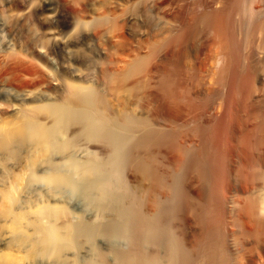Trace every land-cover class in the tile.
I'll use <instances>...</instances> for the list:
<instances>
[{"label": "bare ground", "instance_id": "6f19581e", "mask_svg": "<svg viewBox=\"0 0 264 264\" xmlns=\"http://www.w3.org/2000/svg\"><path fill=\"white\" fill-rule=\"evenodd\" d=\"M246 1L248 4L246 3ZM261 1L264 4V0H261ZM255 2H257V0H255ZM245 3H246V6L247 5L250 6V3L248 2V0H0V9H1L0 12L2 11V13H3L6 11H11V13H12V11L13 12L16 11L17 13L18 12L20 13V14L18 13L19 14L18 16H16V14H15L16 12L14 13V15L16 17H18L16 19L17 20L16 24L19 23L22 26L23 24L29 25L31 22L32 25L35 24L38 28H40L42 30L47 29V31L45 32L44 35L47 37L48 41L45 40V42H43V41L46 38L43 39L42 36H40V37L43 40H38V38H37L38 36L35 37L36 38V39H34L35 41L32 40V38H31V40H29L30 37H32V36H28L29 33L25 34L27 32V31L25 32V30L28 28L27 25H26L27 28L24 27V25L22 26V28H26L24 30V32L21 31V29H19L21 32H23L25 35H27V37H24L27 46L25 45V43H24V45L28 49H33V47H35L36 44L40 43L41 46L46 48V52H48L50 54L56 53L54 55L58 56L60 59H62L66 55L69 56V57H66V59L68 58L67 60L62 61V62H64V64L62 63V65H64L65 70L67 71V74L69 73V75H70L69 79L71 82L69 83L67 77L66 78H67L68 82L65 81V82H67L70 89H71V87L74 88V85H76V86L79 85L81 87L85 84L88 85L89 80L93 79L92 75L94 73L93 72H92L93 74L91 73V66L95 68V66H97V64H96L97 62H96V60L91 61L92 57H90V55L92 53L89 52L90 55H88L89 53L85 51L86 49L84 47H85V45L88 44V42H89V44L90 43L92 44V42L97 43L96 45L101 47L102 52H101V49H98L99 47H94V48L98 49V51L96 50L97 51L96 53H98L100 50L99 54L102 53L103 55H106V57L104 56L105 58L104 57L103 58L105 60L106 59L108 60L107 61L108 64L105 62L108 65V66H106V68L107 67L108 68L105 69L108 71L107 75H105L106 73L102 74L103 71H101L102 72L101 74L98 72V74H100L99 78L101 77L102 79L96 80V78H97V74H96V76H94L95 77L94 80L96 81V83L98 81L100 82V80H101L102 84L104 83L103 84L104 86H105V84L108 85V91L113 96L111 94H109L107 96H103L106 94L105 93V90L107 89L106 86H105L106 89L104 90L103 95L99 94V91L95 92V90L93 92H91V91L88 92L89 91L88 89H87L88 91L86 90V92H87L86 94L85 93L82 94L83 92H81V90H79V88L75 89L76 91L74 89H71V90L69 89L70 90L69 91V90L65 89L67 87L66 86L67 84L65 85L66 87H64L62 84L65 82L62 81V83H60L61 79H57V81H55V80H53V78L52 79L48 78V76L45 75V71L42 69V67L39 64H37L35 62L33 57H29V56L24 55V54H18V55L13 54L14 56H11L12 54L8 55L10 52H6V53H8L6 55L3 54V52L2 53L0 52V82L1 83H2V81H3V83H7L10 87L16 88V90L18 89L27 97L32 96V93L34 94V91L36 89H38V90L39 89H46V90L51 91L55 95V97L53 94H51V93H49V94H51V96L53 95L54 100H57V102H56L57 104L54 103L53 106H51L49 109H47L50 112V115H48V117L42 116V115H44V112H45V111L44 112L42 111L43 108L39 109V111L37 110L38 112L36 111V109H34L36 112L30 113L28 111L29 114L27 113L28 114L27 116L23 114L25 116L24 117L25 123L23 124V122L21 120L23 125L20 126L21 124H18L20 129L19 128L16 129L17 128L16 127L14 130L12 128L13 131H7L8 132L7 134L5 133L6 131L4 130V128L2 129V131L4 134H6L5 135L6 141H8V145H10V146L12 145L11 143H13L12 140L15 141L16 137L14 136V134H17V132H19L20 134L24 133L22 135V136H25L24 138L28 137V138L34 139L35 142L34 141L33 142L35 143V145H33V146H35V147H33V148L36 150L32 149V150H34V152L31 150L29 152H31V153L33 152L35 154V151H37V153L39 155L41 154L40 156H42V155L45 156L49 152V150L53 151L54 149H57L59 147V146H57V148H55L56 144L54 142H56V143L58 142V141H56V139H58L56 137L59 136V135L57 136V134L58 133L63 134V131H61V129L65 130L66 128L63 129L64 127H67L66 130H68V131L70 129H72V136H71L72 138L71 139H73L74 135H76L78 133L77 131H79L80 133H82L84 135L83 138H86L87 140L86 139L85 140L88 143H90V144H86L85 146H83L85 149H88L93 144L95 146L97 143V145L99 144V146H97V148H100L99 150L101 151L102 150L101 144L102 143L104 144V142H106L104 145L108 144L107 146L110 150L109 152H111L113 158L108 157V155H109L107 153L108 149L106 148L107 152H105V153L107 154V157L109 159H105L102 162L109 160L110 162L107 161L108 163L104 162L103 164L106 166L109 164L108 167L110 166L111 170L106 169L107 168L106 166L104 168H101L103 166L102 163L100 165L99 162L96 160L95 161L98 162V164L101 167L98 164L97 165L95 164L94 166H92L93 164H91V162H89V163L87 162L86 164L81 163V165H78L79 166L78 168H77V164H76V166H74V168H75V170L77 169V171L79 170L78 176H80V179L83 182H84L85 177H87V176H89L88 178H90V181H91V176H92V178L94 177V181L92 180L91 182H87V180L85 179V181H86L85 183H91L92 184L94 182V185L90 184V186H88V184L87 185L83 184L84 185L83 186L82 182H80V181L78 182V183H81V185L83 187L87 186L84 189L87 192L86 193L87 197H85V198H87L86 200H90V199L92 200L94 198L93 199L94 202L98 203L96 205H99L100 200L101 201L105 200L104 202H106V199H107L108 202H106V203L107 204L111 203L112 206L110 207V205H108L109 206L108 207L106 205V208H109V210H111L113 212L115 211V209L112 210V208L113 207L119 208V206H121L120 204H122V206H123V207L121 206V208H124V206H125L124 204L127 203L126 201H128V197H129V196L128 197L124 196L122 198L121 196L116 195V197L119 196V198L121 197L122 199H118V198L114 197V199L116 198L115 201L118 199L116 201L117 203L120 200H121V202L119 203V206H117V205H115L116 207L113 206L114 205L113 203H115V201L112 198L116 194V192L118 191V189H117L118 186L116 184L118 182H120V178L122 176L124 178L123 174L126 173V172H124L122 174V176L119 174L120 172L115 173V172H118V170H120V169L122 170L121 167H120V169L118 168L117 171L115 169L117 167H119L124 162L123 161L120 164L118 162L119 161L118 157L120 158V156H122L123 154H126L123 157H124V159H128L127 163L128 162L136 163V160H138L136 153H138V154L140 153L139 155L143 154V153H141L143 151L138 152V150L140 151V148H142V147H145L146 150L148 149L147 151H149V153L146 152V154L147 155L149 154L148 158H151L150 162H153V164L151 163V165H149L148 162L146 163V161H149V160L145 161L144 157H146V156H143L144 161L142 159H140V160H138V162L140 164L145 162V164H142V165H144V167L143 166H141V167H143L142 171H144V175H146V176L144 177L143 173L141 175L142 171H141V167H139L140 165L138 166L139 168L137 169V170H139V169L140 170L136 172V173L140 172V174L139 173L138 174H139V176L140 175L142 176L141 177L142 180L141 181L139 180L140 184L141 183L142 184L147 183V182L149 183V184H145L148 188H146V189L143 188L144 189L143 192L148 193L147 194L148 195L147 196L148 202L145 201V199H144L146 197V194H145V197L143 195L144 198L142 197V193L141 194L137 193V194L141 195L140 199H144V200H142V201H144L142 203H145V204H143L144 207H145L146 203H148V205L146 207V208H148L147 209L148 211H146V209H144L146 212L143 210L145 213H143V211H141V213H143V214H146V213L150 214L151 213L152 215H150V216H153V213H154V216L152 218H150L149 214H146V215H144L145 216L144 217L143 214H141L139 212L140 208L141 207L143 208L142 203L140 205L141 206L140 208L138 206L140 203H137V205H135L136 203L134 204V202H132L134 200L133 199L131 200V198L133 197L132 192H130V191L127 192V190H126V189H128V190H131V189H129V187L127 188V185H125L126 186L125 188H124V185H122V188L125 189L124 192L131 193V195H132V196L130 195L131 198H129L131 200L132 204L130 201H129L130 203H127V204L128 205L131 204L130 206H133L134 209L136 207H138L139 209L136 208V211H135V210H133V208L129 209V207L127 208V206H125L126 207L125 210L119 208L121 211L118 214L116 213V211L114 212L115 216H118V218H119V220L116 219L117 217L114 218V220L116 219V222L118 223V227H119V229L116 228V230H118L117 231L118 234L116 233L118 235V237L120 236L119 231L122 233L121 234L122 237L125 233H126V235H127V233L128 234L130 233L129 235H131L130 236L131 239H129L130 237L128 238V236L123 237L124 239H125V237H127L129 239V241H128L126 238V240L128 242H130V240H131V246L130 247L128 246L129 252L128 253L126 252L127 254L126 253L124 254V251H120V253L123 252V254L120 256L121 263H119V261H117L119 264H164V262H166V261L163 262V260H162V258L165 257L166 251H170V250H167L168 247L166 246V243L168 244L170 239L173 240L175 237L172 238V237L168 236L170 239L166 241L167 235L165 234V231L170 230V232H168V234H169L174 230L170 229V225H168V229L165 230L164 223H166V221L168 219L166 220L164 218L169 216V215H172L173 212L170 213L169 210L165 209V208L168 209L171 205L168 207L165 206V208L163 207L160 211L159 209H160V207H162L161 203H163L166 199L164 198L165 200H160L159 198H161V199L163 197L168 198L169 197L168 193L170 192L169 191L170 188L174 189L173 187H175L174 183H171L173 186L169 187V185H170L169 182L172 181V179L170 180L171 177L168 178L170 175L174 176L173 178H175V179L180 177V179H177V181L179 180L181 182V184L179 183L180 189L178 187H175L178 189L173 190L172 191L173 194L170 192L171 193L170 195L172 196V197L170 196V199H173V196L176 195L174 191L177 190L176 191V192H178L177 195L179 194V197L181 198V202H180L181 204L178 205V207L181 208L182 206H184V211L182 210V212H183V214H182L183 221L182 222L184 224L182 222H176L175 223V224L181 223L180 224L181 226L183 224V227H181L183 229H181L180 226L177 225L179 227V229L181 230V233H182L181 236H183V237H181L182 241L180 243L179 241L175 242V240H174V245H176L175 243L179 242V244L178 243L177 244L180 246L179 249L182 250L183 249L182 246L186 245V243H187L189 248L187 246V248L184 252L188 251L189 253L187 252L185 254L183 252V250H182V252L185 254V256L188 255V257L186 256L188 261H191L194 259L193 261L195 264L196 263L195 261H197V259H200L198 257L197 252H196V249H197L196 246H198V243H200L199 245H201L200 236L202 234V232L199 233L196 230H200L201 228L199 229L198 226H203L204 224H206V222H208V220L210 218H212V216L214 217V215L210 214V212L208 213L210 215L206 214L207 216L201 213V216L204 215L203 218H205V216L210 217L212 215L210 218H207L208 220L206 222L204 221L205 220L204 219L203 220L204 224L202 225V223H203L202 219L203 218L200 217V215H199L200 211L198 213L197 209L200 208L201 206H203L202 204H203L205 195L207 196V194H208V193L207 194L205 193L206 192L205 188L208 187L207 189L211 190L210 191L211 192L210 193L211 198H212V194H213L212 190L214 191V194H216V198H217V196L219 198L220 193H223L220 190L222 188L224 189V187H226V186L228 187V183L230 182L229 181L230 180L229 179V175H230L229 171L231 170L232 167H233V169L235 168L234 167V163H235L234 159H237V163L235 164V166L237 164L239 166V171L237 170V172H238L237 174L240 177L239 179L241 181L240 182L241 184H239V186L241 185V188H239V189H242L243 192L246 193L247 192L246 190H249V188L252 190H255L256 188H258L259 190L257 189L253 192L259 191V193H261V194H258V193L256 194V196L259 195V196H257L258 198H255V194H253L255 200L258 199V200H256V202L258 203L257 204L258 206H255L257 208V210L254 209L255 207L254 208L252 207L253 205L252 206L250 205L251 206L250 208H246V206L249 205V203L246 204L242 200L246 204V206L241 205L242 208L244 207V209L242 210V214H241V217H243L241 219L244 220V222L242 224H244L247 227V230L245 229V231L251 232V233L249 232V234L247 233L248 236L249 235L251 236L254 233L253 234L254 236L252 235V237L254 239L251 238L250 236H249L250 237L249 239H252V241L253 240L254 241L259 240V243L262 242V239H264V238H262V237H264V221H261V220H264V72H263L264 66L261 67V65H264L262 63L263 62L262 59L264 56L263 57L261 56L260 59L261 58L262 59L259 60V57L257 56L258 57L257 58L255 55V51L259 52L260 51L259 49L263 50V51H260L259 53L261 54V52H263L261 55H264V49H263L264 45H262L263 48L256 47V46H258V44L262 43L261 41H264V16L260 15V12H259V11L264 9V6L262 4L263 8H261V10H257L258 13L254 9L256 5H253L250 7L248 6L249 9L255 10V12L257 13V16L259 14V16H262V17H261V20L258 21L259 23L257 22L258 23L257 26H256L257 23L254 24L256 26V27H254L255 29L253 28L254 30L252 29V26L249 27V28H251V31L253 30L254 33L251 34V32L249 31V33L247 34L246 32H248V29H249L248 25H246L247 27L246 26L244 27V24H243L244 23L243 21L248 22V18H247V20H245L244 18H246V17H244L245 15L243 16V14H244L243 11L245 12L247 10V8L246 9L243 8L245 6ZM258 3H260V1ZM257 6L260 7V5H258V4H257ZM242 9H244V10L242 11ZM249 9H248V14L246 15L248 17H250L249 14L255 13V12H253V10H252V13H249V11H250ZM257 9H260V8H257ZM246 13H247V11H246ZM96 14L98 15V18H97V20L95 19V23L93 24V22H92L93 20H91L92 23H89L90 19L93 15H94V18L97 17ZM10 16H11V14H10ZM257 16H255V18ZM251 17H252V15H251ZM8 18H10V17H8ZM86 18H90L89 21H87ZM252 18H254V16ZM13 19H14V17H13ZM257 19H260V18L257 17L256 19H252L253 21H251V22L249 21V22L253 23L254 20H257ZM26 22H28L29 24ZM250 23H247V24H250ZM10 24H11V22H10ZM89 24H91V25H89ZM92 24H93V26H92ZM245 24H246V22H245ZM88 25L90 26V29H89V27L88 28L86 27ZM17 28H19V27H16V30H17ZM59 28H61V29H59ZM68 28H70V29L72 28L73 30L71 31V33L69 34V36L67 38H64L63 35L68 33L67 32ZM245 28H247L246 31H245ZM32 29H33V27L31 28V30ZM33 30L35 31V28ZM246 34H247V36H246ZM245 36L247 37V39L245 38ZM259 37H261V38H259ZM248 38H249V40H248ZM254 39L258 43L255 42ZM246 42H247V44H246ZM95 43H93V44H95ZM93 44L91 45L92 47H93ZM90 45H88V47ZM36 46H37L36 48H38V45H36ZM257 48H258V50H257ZM36 50H35V52L38 51V50L37 51ZM30 51H32V50H30ZM32 54L34 55V52H32ZM94 54H95V51H94ZM44 55H45V53H44ZM94 57H93V60H94ZM100 57H101V55H100ZM42 58H43V56H42ZM57 60H58V58H57ZM65 61H67V63H65ZM94 62H95V64H94ZM92 64H94V66ZM84 66H86L85 68L90 66V67H88L89 68L88 73L89 72L91 73L89 75H91L90 77H92V78L88 79L89 75H86L83 73V71H82L83 68H81V67H84ZM98 67H100V66H98ZM85 68H84V72L86 71ZM260 68H263V69L260 70ZM98 69H100V68H97V71H99ZM93 70L95 73L97 72L96 68ZM64 75L67 76L65 73H64ZM103 77H105V79ZM106 77H107V79H106ZM106 80H109L110 82L108 81L107 82L108 84H107L106 82H104ZM93 83H94V81H93ZM100 87H101V85H100ZM97 88H99V87H97ZM98 90H101L100 92H103L102 89H98ZM49 91H47V92H49ZM44 92H46V91H44ZM108 96H112L114 98L115 103H112L114 101L110 100L111 102H109L108 100H106L107 98L109 99ZM36 106L39 107V104L38 105L36 104ZM49 106H50V104H49ZM133 106H134V108L137 107L138 110H140L141 116H139V115H138L139 117L136 116L138 118L132 116V114H131V117L129 116V114L126 115V113L129 112V111L126 112L127 108L129 107V109H130V107H132V109H131V111H132V110H134ZM42 107H44V106H42ZM119 109L120 110L122 109V111L124 109H126L124 111L125 113L123 114V116L126 115V116H128V118H125V117L122 118V115H121V112H119ZM22 112L23 111H21V113ZM41 112H43L42 115H41ZM118 112L120 113L121 120L118 118L117 119L118 121H115V120L112 121L113 117L111 115L115 116ZM24 113H25V111H24ZM136 115H137V113H136ZM49 117L52 118L51 119V121H52L51 125L48 124L50 122V121H48ZM129 117L131 119H129ZM132 117H134V118H132ZM24 118H22V119H24ZM143 118L144 119L148 118L150 120V123L152 122V120L156 121V122L158 121L161 123L160 124L161 126H159L157 129H154L153 128L155 126L154 125V126H152L154 131H150L151 129L149 130V128H151L150 126L152 124L150 125L148 123L149 122L148 119H147V121H148L147 122ZM138 120H140L141 122ZM43 121H45V122H43ZM46 121H48V122H46ZM143 121L145 123L147 122L149 127L146 124V125H144V127L142 129V125L144 124V123H142ZM7 123H10V122H7ZM16 125H17V123H16ZM13 126L14 125L12 123V127ZM8 127H9V125H8ZM145 127H147V129ZM140 128L142 130H140ZM66 130H65L66 133L64 132L65 134H67V132H68ZM58 131H61V132H58ZM102 131L105 132V134L102 133ZM28 133L31 136L30 135L26 136ZM18 134H17V137H18ZM3 135H2V137L4 138L5 136H3ZM19 136L21 137V135H19ZM62 136H64V135H61L59 137H62ZM69 136H67V137L69 138ZM78 136L80 137L79 134L77 135V137ZM13 137L15 139H13ZM78 138H74L72 140L73 142L70 140V142L68 143L69 144L68 146L66 144L64 146L59 147L61 154L62 155L66 154L67 150L69 151V149L71 148L72 145H76L74 147L72 146L73 148H71V149H73V150L80 151L81 149H83V148H81L82 146L81 147L79 146L80 148H78V145L75 143V140H77ZM83 138L81 137V140ZM66 139H65V141H66ZM79 140L77 141V143L79 142ZM19 141H20V138H19ZM21 141H23V144L25 145L24 141H27V138L25 140H22V138H21ZM28 141H29V139H28ZM0 142H3L2 146H6V143L4 145V142H5L4 140L3 141L1 140ZM20 142H18V143L20 144ZM31 142H30V144H31ZM91 142H92V145H91ZM0 144H2V143H0ZM61 144H59V145H61ZM14 145H13V147H14ZM28 145H29V142H28ZM10 146H7V147H10ZM6 148L5 147L2 148L4 152H5ZM18 148H20V147H16L17 150H18ZM94 148H96V147H94ZM21 149H24V147ZM71 149H70V151H71ZM12 150L13 149H11V152L13 155ZM17 150H15V151H17ZM73 150H72V152H73ZM142 150H145V149H142ZM85 151H88V150H85ZM1 152H0V155H1ZM7 152L9 153V151H7ZM22 152H24V151L22 150ZM29 152H27V153H29ZM102 152H104V151H101V153ZM80 153H82V151ZM88 153H90V152H88ZM105 153H103V154H105ZM58 154H59V152H58ZM6 155L4 153V156H6ZM14 155H15V153H14ZM70 155H72V153ZM157 155L161 156L162 161L165 160L164 163L165 162L168 163V166L171 165V167H172L175 164V166L172 167L173 170H176V169H174L176 167V165L179 166L181 164L180 166L183 169V173L179 174L180 172H182V171L179 172V170H182L180 166H179V170L178 169H177L178 171L176 170L177 173L179 172L178 174L180 176L172 173L175 171H173L170 167L169 168L172 170V171H170V173H168L169 170L165 171V168H163L164 163L161 164L162 163L161 157H160V161H157L158 160L156 157ZM29 156L31 157V154ZM35 156L33 158H35ZM109 156H111V155H109ZM125 156L127 158H125ZM37 157H39V156L37 155ZM138 158H139V156H138ZM148 158L146 157V159H148ZM10 159H12V158H10ZM103 159H104V157H103ZM0 160H2V159H0ZM8 160H9V158H8ZM6 161L7 160H5V162ZM95 161H93V162L95 163ZM140 161H143V162H140ZM26 162H28V161H26ZM47 163H49V162H47ZM124 163L125 164H122L123 166L127 165L126 162H124ZM35 164H36L35 166H37V164L39 165L40 163H35ZM82 164H84V165H82ZM138 164H134L133 168ZM6 165L9 166L8 163ZM128 165H129V163H128ZM128 165L126 166V168H128ZM132 165L133 164H131L130 167ZM35 166L32 165V167H35ZM152 166L154 168H152ZM168 166L165 164V167H167V169H168ZM255 166H256V168L259 167V169H262L261 170L262 172L259 169H258V171H260V172L259 173L256 172L257 169H255ZM49 167H51V165ZM99 167L103 170L106 169L107 172H106V170H105V172L102 170L103 173L98 172L100 174L102 173V175H100V177L98 178L95 174L97 173V171L100 170ZM135 168L133 170H136ZM113 169L115 172L113 171ZM123 169H124V167H123ZM251 169H253V171H251ZM7 170H8V168H7ZM108 170L112 171L113 176H114V173L116 175L118 174L120 176V178L118 179L119 181L116 180V182L118 181L117 183H115V181L113 182V183H115L114 185L117 186L116 187L117 191L115 190V187L112 184H110V186L112 185V187H114L113 189L115 191H113L112 188H111L112 191L110 188H109L110 190L109 189L106 190V188L108 187L107 186L108 183L113 180L112 179L113 176L111 175L112 173L110 175L107 174L109 172ZM130 170H131V168H130ZM43 172L44 171H42V173ZM71 172H73V171H71ZM37 173L38 172H36V174ZM46 173H48V172L46 171ZM53 173H52V176H48V178H46L53 186L55 184L56 185L63 184L69 180L67 177H63L61 175H60L61 176L60 177L59 175H56V174L53 175ZM171 173L174 175H172ZM129 174H130V172H129ZM93 175H95L96 178ZM131 175H133V174H131ZM175 175H177V177H175ZM35 176L36 175H34L33 177H35ZM5 177L7 178V176H5ZM8 177H10V176H8ZM42 177H44V175ZM125 177H126V175H125ZM0 178H2V177H0ZM12 178H15V177L13 176ZM116 178H118V177H116ZM116 178L114 176V180ZM138 178L139 177L136 178L137 181H138ZM75 179H77V178H75ZM78 180L79 179H77V181ZM122 180L123 179H121V181ZM1 181H3V180H1ZM5 181L7 182V180H5ZM249 181H251L252 183H250ZM127 182H128V180H127ZM176 182H175V184L177 185L178 182L177 183ZM236 182H238V181H236ZM1 183H3V182H1ZM121 183H118V185L120 186ZM136 183L139 184V182H136ZM4 184H5V182H4ZM76 184H77V182H76ZM125 184H126V182H125ZM130 184H131V182H130ZM130 184L128 183V185H130ZM249 184H251L252 186L250 185L251 186L250 187ZM137 185L135 187H137ZM145 185H143V186H145ZM236 186H237V184H236ZM8 187H10V186H8ZM43 187H44V185H43ZM227 187L225 189H227ZM49 188H52V187H49ZM73 188H74L73 190H75V186ZM76 188H78V187H76ZM79 188H82V187H79ZM122 188L120 187V191L122 190ZM141 188L140 187H139V189L136 188V190L138 189L137 191H140ZM46 189H47V187H46ZM5 190H6V188H5ZM53 190L55 191L56 188H54ZM84 190L82 189V191H84ZM132 190L134 193L135 189L132 188ZM252 190H250V191H252ZM222 191H224V190H222ZM50 192H52V191H50ZM112 192L113 193L115 192V194H113ZM236 193H237V191H236ZM59 194H61V193H59ZM120 194L124 195V193H120ZM135 194H136V191H135ZM137 194H136V197H137ZM214 194H213V196H214ZM223 194H221V195L223 196ZM4 195H5V193H3V196ZM7 195H8V193H7ZM224 195H227V193H225ZM231 195L233 196V194H231ZM55 196H57V195H55ZM88 196H90V197L93 196V198H89ZM98 196L101 197L100 200L99 199L95 200V197L99 198ZM102 196L104 198H102ZM208 196H209V194H208ZM238 196H240V195H238ZM250 196H252V195L249 194V197ZM7 197L9 200L10 199L12 200L10 195ZM110 197H111V200H110ZM136 197L134 196V198H136ZM182 197L184 200V204L182 203ZM44 198H46V197H44ZM216 198H215V201H217ZM231 198L232 197L230 196V199ZM235 198L237 199L236 196H235ZM47 199H44L45 202L48 201ZM170 199L168 198L167 200H170ZM212 199H210L209 201H211ZM219 199L221 201V198H219ZM233 199L234 198H232V203L235 204V199H234V202H233ZM240 199H242V195H241V198H239V200ZM248 199H250V198H248ZM36 200L39 201V199H37V198L35 199V201ZM49 200H50V198H49ZM91 200L88 202L90 203ZM167 200H166V202H168ZM176 200H178V199H176ZM255 200H253V198H252V200H251L252 203H253V201L255 202ZM26 201H28V200H26ZM32 201H33V199H32ZM40 201H41V199H40ZM123 201H125L124 204L122 203ZM220 201H217V203ZM224 201H226V199ZM227 201H229V200H227ZM227 201H226V203H227ZM104 202L103 203L101 202L100 205L104 206ZM137 202H138V198H137ZM171 202H173V201H171ZM178 202H179V200H178ZM178 202L177 203L175 202V203L179 204ZM11 203H13V201H11ZM19 203H20V199H19L18 205H19ZM29 203H30V201H29ZM32 203H31V205H32ZM46 203H48V202H46ZM211 203H212V201H211ZM213 203H215V202H213ZM217 203H216V207H217ZM223 203H221V204H223ZM23 204H24V202H23ZM168 204L169 203H167L165 205H168ZM250 204H251V202H250ZM12 205L14 206V204H12ZM25 205H27V204H25ZM162 205H164V204H162ZM254 205H256V204H254ZM34 206H35V203H34ZM212 206H214V205H212ZM219 206H218V208L220 209L221 206L220 207ZM31 207L34 209L33 205L30 206V209H31ZM99 207L100 206H98V207L96 206V210H97L96 212H98V210L100 209ZM175 207H176V205L172 206L173 210ZM178 207L176 209H180ZM189 207H191V209H189ZM224 207L225 206L223 205L222 209ZM236 207H237V204H236ZM8 208H10V207H8ZM8 208H6V209H8ZM202 208L200 209L201 211H204L206 209V212H207L208 209L210 210V207L206 208L205 205ZM239 208H241V207H239ZM22 209H23V207H22ZM26 209H28V208H25V210ZM36 209H37V207H36ZM119 209L117 210V208H116L117 211H119ZM217 209H215V210L213 209L214 211L211 210V212H213V214L215 211L219 212V209L218 210ZM222 209H220V211H223ZM103 210H104V208H103ZM103 210H99V211H103ZM156 210L157 211L159 210V213H157ZM170 210H172V209H170ZM225 210L226 209H224V212L227 211V210L226 211ZM250 210L253 212L255 211V213L257 212V214H256L257 217L255 216V214L250 213L251 212ZM20 211H18V212H20ZM37 211L38 210H32V211H30L32 213L31 215H27V217L22 215L23 216L22 218L21 217H14L13 215H17V214H14L15 212H12L13 217L11 215H8L10 213V212L7 213L8 210L6 212L7 215H4L5 213L3 214L4 217L9 216V217H7L8 220H10V216L12 217L11 218L12 220L8 221L10 223H7V226L9 225L8 232H12L15 235L12 238L15 240L14 245L13 246L11 245V246L14 247V249L16 248L15 249L16 254L10 255L11 260H19L20 263H23V261L21 260L22 257L20 259H18V257L23 256L22 252H25V254H26V251H22V248L27 247V250L29 251L30 247L32 249H34L33 247H35L36 243H38L39 241H42V239L41 240L38 239L41 232L38 231L39 235L37 234V236H38L37 239L35 237L36 236L35 234L37 233V229H36V233H35V227H36L35 224L38 223L39 221H41L40 223H38L39 225L42 223L43 224L44 223L49 224V228H48V230H46V231H48V233L46 235L47 238L44 237L46 240L45 241L43 240V243H44L43 245H45L44 247H46L43 249H45V251H46V249L48 247V250L46 252H48V251L50 252V250H51L55 254L58 253L59 254V255L57 254L58 257L61 258V256H63V255H64L63 257H65V254L68 253L67 250L65 249L66 248L65 246L71 245V243L73 244L74 240L76 239V237H74V235L73 236L71 235V234H73V233H71L72 229H75V228H73V226L71 227L70 225L69 226L67 225L68 228L71 227V228H69L71 231L69 229H65L66 223L68 222L67 221L68 213L66 211H64V212L61 211L60 213H57V214L55 213L57 215V217H56V215L51 214L54 212L46 213L45 211L42 210L43 212H41V214L38 215V213H40V212H37ZM239 211H240V209H239ZM103 212L105 213V211H103ZM168 212L170 214L165 216V214ZM175 212H176V210H175ZM178 212L182 213L181 210H178ZM206 212L204 211V213H206ZM224 212H219V213L216 212L217 213L216 216L218 214L220 215V213H221V215H223L225 217L226 215ZM98 213L103 215V213H101V212H98ZM155 213H157V214H155ZM28 214H30V213H28ZM231 214L233 215L234 213L232 212ZM107 215L108 214H106V216ZM53 216H54V218H53ZM146 216H147V218H146ZM173 216L176 217L177 219L180 218V217H177L178 216L177 213H176V216L175 215H173ZM148 217L150 219H148ZM262 217H263V219H262ZM68 218H72V217L69 216ZM219 218L222 219L221 217H219ZM239 218L240 217H238L237 219L239 220ZM73 219H75L74 221H77L76 218H73ZM170 219H172V220H170ZM173 219H175V218H172L170 216V218H169L170 221H168V222L169 223L171 221L174 222ZM213 219H214V221L218 220L217 218L216 219L213 218ZM213 219H210V220L212 221ZM259 219H261V220H259ZM24 220L29 221L28 228L30 227V225L33 226L30 229L31 232L28 230H27L28 232H25L26 230H24V229L28 223L26 224V222H25L26 225H24V222H23ZM71 220L72 219H70L69 221L71 222ZM108 220H110V219H108ZM163 220H164V222H163ZM189 220L191 221V224H190ZM225 220L226 219L223 218L222 221L224 222ZM242 220L239 222H242ZM36 221H38V222H36ZM95 221L97 222L98 220H95ZM111 221H112V218H111ZM219 221H217L218 224L221 223V220H219ZM236 221H234V222H236ZM119 222H121L120 225H119ZM91 223H92V221H91ZM91 223H89V224H91ZM97 223H99V222H97ZM110 223L108 222V224H110ZM194 223H195V225H194ZM212 223H214V222H212ZM215 223H216V221H215ZM215 223H214V226L216 227L217 224H215ZM38 224H36V225L39 226ZM68 224H71V223H68ZM101 224H102V222H101ZM105 224L104 225L102 224V225L106 226L107 224L106 225ZM114 224L115 223H113V225ZM170 224H173V223H170ZM209 224H210V221H209ZM209 224H207V225H209ZM225 224L227 225L228 223H225ZM237 224L235 223L234 226ZM81 225L84 226L83 222ZM1 226H4V225L2 224ZM96 226H97V224H96ZM96 226H95V230L98 229V228L96 229ZM211 226H210L211 228H214L213 224ZM220 226H218L217 228H214V229L216 230ZM78 227H79V225H78ZM228 227H230V226H228ZM228 227H226V228H228ZM246 227H244V228H246ZM6 228H8V227H6ZM32 228H33L34 232L32 231ZM79 228H78V230H79ZM238 228H240V226H238ZM242 228H243V225H242ZM81 229L86 230L87 228L83 227ZM114 229H112V227H111L107 230L106 229H103V230H105L106 234L107 233L111 234ZM193 229L195 231H193ZM208 229H210V228H208ZM2 230H3V228H2ZM9 230H11V231H9ZM84 230H83V232H84ZM103 230L101 229V231H103ZM177 230L178 229H176V232H179ZM224 230H225V228H224ZM91 231H94V230L91 229ZM98 231H97V233H98ZM101 231H99V233ZM209 231L211 232V230H209ZM86 232H90V231H88V229H87ZM0 233H1V231H0ZM74 233H76V232L74 231ZM79 233H80V231H79ZM93 233L95 234L96 232H93ZM103 233H101V234L103 235ZM113 234H114V232L112 233V235ZM9 235L12 236L11 233H9ZM117 235H115V236H117ZM248 236H247V238H248ZM0 237H1V234H0ZM203 237H202V239L206 240L205 239L206 236L204 238ZM220 237H221V235H220ZM220 237H219V239H220ZM238 237H240V236H238ZM7 238H9V237H7ZM30 238H31V240H30ZM40 238H42V237H40ZM105 238H107V237L105 236ZM120 238H121V236H120ZM176 238L178 240V237H176ZM255 238H256V240H255ZM12 239L10 238L11 241H13ZM27 239H28V241H31V242H28L29 244L33 243V245L30 244L31 245L30 247H28L29 244L26 242ZM83 239H85V237ZM102 239H103V237H102ZM113 239H115V238H113ZM214 239L216 240L217 238H214ZM222 239L220 241H222ZM233 239H234V237H233ZM36 240H39V241L36 242ZM88 240H89V238H88ZM239 240H241V239H239ZM9 241H8V244H9ZM76 241L78 242L77 239H76ZM257 241L254 243L256 244ZM23 242H25V244H27V245H25ZM83 242H86V241H83ZM107 242L109 243V241H107ZM184 242H185V244H184ZM242 242H243V240H242ZM110 243H109V245H110ZM120 243H121V240H120ZM259 243L256 244V247H257V245H260ZM11 244H12V242H11ZM78 244L79 243H76L75 246ZM86 244H88V243H86ZM115 244H117V243H115ZM117 245H119V244H117ZM126 245L127 244L125 243V245H124L125 249H126ZM205 245H207V244H205ZM238 245H239V243H238ZM38 246H36V247H38ZM42 246H41V248H42ZM75 246H73V247H75ZM82 246L83 245H81V247ZM85 246H87V245H85ZM208 246H209V243H208ZM208 246H207V250L209 249ZM219 246L217 248H219ZM241 246H244V245H241ZM71 247H72V245H71ZM94 247L97 248V245L96 246L94 245ZM146 247L149 248V250H147ZM170 247L172 248L173 245H170L169 249H171ZM214 247L216 248V246H213L212 248H214ZM227 247L229 249L228 245H227ZM248 247H249V245H248ZM4 248H5V246H4ZM77 248L80 249V246ZM150 248H151V252H152V250L153 251L156 250L154 252V254L148 253L150 251ZM163 248L166 251H163L164 250ZM173 248H175V247H173ZM203 248H204V246L201 248H198V249L203 250ZM253 248H255V247L253 246ZM32 249L29 252H27L28 257L30 256ZM39 249L40 248H38V251H39ZM160 249H163V250H161L162 255L164 254L163 256L160 255L161 254ZM179 249L177 248L175 250L174 249H172V250L176 251ZM184 249H185V247H184ZM198 249H197V251L199 252ZM242 249H240L239 252H243V251H241ZM262 249H263V247H262ZM23 250H25V249H23ZM64 250H66V251L63 254ZM117 250H123V249H117ZM181 250H179V251H181ZM174 251L172 253H174ZM221 251H222V249H221ZM104 252H101L99 254V258H100L99 261H101V263L99 261L98 262L100 264H107L108 260H110L109 258H108V260H106L105 256H107V255ZM116 252H118V251H116ZM195 252H196V254H195ZM200 252L202 253L203 251H200ZM225 252H226V250H225ZM239 252H237V253L239 254ZM247 252H248V250H247ZM251 252H250V254L247 253V255H251V254L253 255L254 254L253 253L254 251H251ZM256 252H258L259 254H262V252L260 251L261 252L260 253L259 250ZM20 253L22 255H20ZM40 253L43 254V252H40ZM86 253H89V252L87 251ZM102 253H104V255H101ZM179 253L181 254V252H179ZM183 253H182V256H179V255L177 256L176 253L169 254V255H172V256L174 255L175 258L179 257V259H180V257L184 256ZM206 253H207V251H205V249H204L203 254L206 257H209L210 255L207 256L208 253L207 254ZM222 253H224V252H222ZM49 254H51V252ZM55 254L53 255L54 259L57 257V255L55 256ZM33 255H35V256L37 255V253H35L34 250H33ZM169 255H167L168 259H174V257L172 258L171 256L169 258ZM194 255L195 256L197 255L198 258H196V257L194 258ZM215 255H213V257L211 255V257L214 258ZM6 256H8V254H6ZM35 256L29 257L32 260V262H33V259L36 258ZM205 256H202V258H204ZM223 256H221V258ZM63 257H62V260H63ZM190 257L192 259H190ZM242 257L241 258L238 257V258L242 259ZM60 258L58 260L55 259V261L57 260L56 262H58L59 260H61ZM118 258H119V256H118ZM202 258L200 259L202 264H203V261L207 262V260L202 259ZM212 258H210V259H212ZM225 258H227V257H225ZM36 259L39 260V258H36ZM65 259H67V257H65L63 261L61 260V262L60 261L59 262L62 264V262H64ZM183 259H186V258H182L181 259L182 261L179 260V261H181L180 264L186 263V262L184 263ZM228 259H229V257H228ZM236 259H237V257H236ZM259 259H261V257L258 258V260ZM38 260H35V261H38ZM105 260L107 261V263ZM178 260L177 259H174V261L171 260L170 264H173V263L178 264ZM216 260L217 259H215V261ZM218 260H219V257H218ZM223 260H224V257H223ZM252 260H253V258H252ZM50 261H51V259H50ZM215 261L213 260L212 262H210V260H208L207 263L209 264V262H210V263L214 264ZM262 261H263V258H262ZM168 262H170V261H167V264H169ZM257 262L258 261H255L254 263L257 264ZM55 263H53V264H55ZM64 263H66V262H64ZM68 263H69V261L66 264H68ZM188 263L192 264L190 262H188ZM230 263H232V260ZM85 264H86V262H85ZM204 264H206V263H204ZM217 264H219V262ZM228 264H229V262H228Z\"/></svg>", "mask_w": 264, "mask_h": 264}, {"label": "rangeland", "instance_id": "374dc122", "mask_svg": "<svg viewBox=\"0 0 264 264\" xmlns=\"http://www.w3.org/2000/svg\"><path fill=\"white\" fill-rule=\"evenodd\" d=\"M254 1V2H253ZM248 0V2L250 3V6H253V5H256L257 6V4L258 5H260V7L259 6H255V10H256V12L258 13V11L257 10H261V8H263L262 7V4H263V2L261 1V0H257V2H255V0ZM260 1V3H258ZM252 2V3H251ZM246 3H247V1H246ZM246 3H245V6L243 7L244 9H246L247 8V13H246V11L244 12L243 10L244 9H242V11H243V16L244 17H246V18H244L245 20H247V18H248V22L247 21H243L244 23V27L246 26V25H248V28L249 27H251L252 26V29L254 28V27H256L257 25H258V21H260L261 20V17L262 16H264V9L263 10H261V11H259L260 12V15H262V16H259V14H258V16H257V13L255 12V10L254 9H252L253 10V12H255V13H252V10L251 9H249L248 8V6L249 5H247L246 6ZM248 4V3H247ZM249 6V7H250ZM263 6H264V4H263ZM253 8V7H252ZM257 8H260V9H257ZM248 9L250 10L249 11V13H252V14H249L250 15V17H251V15H252V17L254 16V18H250V17H248V16H246L247 14H248ZM1 10V9H0ZM10 12V13H9ZM16 11H12V13H11V11H6V12H3L2 13V11L0 12V52L2 53L3 52V54H8V53H6V52H10L8 55H11V56H14L15 54L16 55H18V54H24V55H27V56H29V57H33V59L35 60V62L37 63V64H39L41 67H42V69L45 71V75L46 76H48V78H50V79H52L53 78V80H55V81H57V79H61V82L60 83H62V81L63 82H65V81H67V78H68V81H69V83L71 82L70 81V79H69V77H70V75H69V73L67 74V71L65 70V67H64V65H62V63L64 64V62H62V61H64V60H67L66 59V57H69V56H67L66 54V56H64L62 59H60L58 56H56V55H54V54H56V53H53V54H50V53H48V52H46V48L45 47H43V46H41L40 45V43L39 44H36V45H38V48H36L37 46L35 45V47H33V49H28L26 46V42H25V39H24V37H27V35H25V34H28V36H32V37H30V39L29 40H31V38H32V40H34V39H36L35 37H37L38 38V40H43L44 38H46V39H44V41L43 42H45V40H47L48 41V39H47V37L44 35L45 34V32L47 31V29L45 30V29H40V28H38L35 24H31V22H30V24L28 23V22H26V23H28L29 25H27V24H23L24 25V27H26V25H27V29L26 28H22V26H21V24H16L17 23V18L18 17H16V16H18L19 14L16 12ZM14 13L16 14V16L14 15ZM262 13V14H261ZM10 14H11V16H10ZM254 14V15H253ZM8 15V16H7ZM14 15V16H13ZM97 15V14H96ZM255 16H257L258 18H260V19H257V20H254V22L253 23H250L251 21H253L252 19H256L255 18ZM8 17H10V18H8ZM13 17H14V19H13ZM96 17V16H95ZM7 18V19H6ZM93 18V19H92ZM97 18H98V15H97V17L96 18H94V15L91 17V19L90 18H86L87 19V21H89V19H90V22L89 23H92L93 22V24L95 23V19L97 20ZM250 19V20H249ZM7 20V21H6ZM14 22H13V21ZM91 20H93L92 22H91ZM11 22V24H10V22ZM16 21V22H15ZM250 21V22H249ZM245 22H246V24H245ZM258 22V23H257ZM33 23V22H32ZM247 23H250V24H247ZM255 23H257L256 24V26L254 25ZM10 24V25H9ZM93 24H92V26H93ZM14 27H13V26ZM19 25V26H18ZM32 25V26H31ZM89 25H91V24H89ZM86 26L87 28L89 27V29H90V26ZM250 25V26H249ZM12 26V27H11ZM19 27V28H17V30H16V27ZM35 26V27H34ZM33 27V29L35 28V31L32 29L31 30V28ZM247 27V26H246ZM62 28V27H61ZM61 28H59V29H61ZM92 28V27H91ZM19 29H21V31H23L24 32V30H25V34L23 33V32H21ZM31 31H30V30ZM38 29V30H37ZM57 29V28H56ZM250 29V30H249ZM248 29V32H246L247 34L249 33V31L251 32V34L252 33H254L253 32V30L255 29H253L252 31H251V28H249ZM45 30V31H44ZM73 29L71 28H68V33H64L65 35H63V37L64 38H67L68 36H69V34L71 33V31H72ZM247 30V28H245V31ZM17 31V32H16ZM33 31V32H32ZM41 33H40V32ZM66 32V31H65ZM21 33V34H20ZM38 33V34H37ZM31 34V35H30ZM40 34V35H39ZM247 34H246V36H247ZM250 34V35H251ZM21 36V37H20ZM40 36H42V38L40 37ZM245 36V38L247 39V37ZM249 36V35H248ZM40 38V39H39ZM250 38V37H249ZM249 38H248V40H249ZM259 38H261V37H259ZM35 41V40H34ZM254 41H255V39H254ZM255 42H257V41H255ZM262 43H260V44H258V46H256V47H258V48H263L262 47V45H264V41H261ZM24 43H25V45H24ZM93 43H95V42H92V44ZM258 43V42H257ZM91 44V43H90ZM89 44V42H88V44L87 45H85V51L86 52H90V53H92L91 55H90V53L88 54V55H90V57H92V60L91 61H95L96 60V64H97V66H95V68H96V71H97V68H100V69H98L99 71H97L96 73L94 72V70L93 69H95L94 67H92L91 66V73L93 74L92 75V77H93V79H91V80H89V83H88V85H83L82 87L81 86H79V85H74V88H72L71 87V89H77V88H79V90H81V92H83L82 94H86L87 92H86V90L88 91V92H93L94 90H95V92L97 91H99V94H101V95H103L104 94V90L106 89V87H107V91L105 90V95H103V96H107V95H109V94H111V93H109V91H108V85H106L105 84V86L102 84V81L100 80V82L98 83H96V81L94 80L95 79V77L94 76H96V74H97V78H96V80L98 79H102L101 77L99 78V75L102 73L101 71H103V73L102 74H105V75H107V70H105V69H107L106 68V66H108L107 64V59L105 60L104 58L106 57V55H103L102 53L101 54H99V52H100V50H99V52L98 53H96L97 51H98V49H101V47L100 46H97L96 44L97 43H95V44H93V47L91 46ZM246 44H247V42H246ZM88 45H90L89 47H88ZM96 45V46H95ZM261 45V46H260ZM260 46V47H259ZM41 49H40V48ZM94 47H99L98 49L97 48H94ZM258 48H257V50H258ZM39 51H37V50ZM45 49V50H44ZM92 49V50H91ZM264 49V48H263ZM30 50H32V51H30ZM35 50L37 51V52H35ZM88 50V51H87ZM97 50V51H96ZM260 51H263V50H261V49H259ZM94 51H95V54H94ZM255 51V50H254ZM259 51V52H260ZM32 52H34V55L32 54ZM101 52H102V49H101ZM258 51H255V55H256V57L258 56L259 57V60H261L260 59V57L262 56H264V55H261L263 52H261V54L259 53ZM39 53V54H38ZM44 53H45V55H44ZM259 53V54H258ZM14 54V55H13ZM29 54V55H28ZM32 54V55H31ZM50 54V55H49ZM94 54V55H93ZM258 54V55H257ZM41 57H40V56ZM100 55H101V57H100ZM42 56H43V58H42ZM54 56V57H53ZM96 58H95V57ZM105 56V57H104ZM93 57H94V60H93ZM100 57V58H99ZM104 57V58H103ZM257 57V58H258ZM57 58H58V60H57ZM98 58V59H97ZM40 59V60H39ZM43 61V62H42ZM262 63L264 64V57H263V59H262ZM107 64H106V63ZM65 63H67V61H65ZM92 63V62H91ZM44 64V65H43ZM94 64H95V62H94ZM94 64H92L93 66H94ZM60 65V66H59ZM103 67H102V66ZM98 66H100V67H98ZM264 65H261V67H263ZM62 67V68H61ZM86 66H84V67H81V68H83V73L84 74H86V75H89V74H91L90 72L88 73V67H90V66H88L87 68H85ZM105 67V68H104ZM61 68V69H60ZM84 68L86 69V71L84 72ZM261 69H263V68H260V70ZM93 70V71H92ZM264 70V69H263ZM262 70V71H263ZM90 71V70H89ZM261 71V72H262ZM88 74H87V73ZM98 72L100 73V74H98ZM264 72V71H263ZM61 73V74H60ZM64 73L67 75V76H65L64 75ZM263 74V73H262ZM91 75H89V77H88V79L89 78H92V77H90ZM57 77V78H56ZM67 77V78H66ZM65 78V79H64ZM104 79H105V77H103ZM106 79H107V77H106ZM67 81V82H68ZM93 81H94V83H93ZM109 80H106V81H104V82H108ZM67 82H65V83H62L63 84V86L64 87H66L65 89H67V90H69L70 89V87L68 86V84H67ZM93 84H92V83ZM110 82V81H109ZM2 83H3V81H2ZM1 82H0V141L2 140H4L5 142H4V145H5V143H6V146H2L3 145V142H0V143H2V144H0V150L2 151H0L1 152V155H0V159H2V160H0V177H2V178H0V231H1V237H0V239L2 240H0V264H53V263H55L60 257H58V253H53V251H51L50 250V252H51V254H49L50 252L48 251V252H46L47 250H48V247H47V249H46V251H45V249H43V248H46V247H44L45 245H43L44 243H43V240L45 241L46 239L45 238H47L46 237V235H47V233H48V231H46V230H48V228H49V224L48 223H42V224H38V223H40L41 221H36V222H38V223H36V224H38L39 226H37L36 224H35V233H36V229H37V233L35 234L36 236V239H37V234L39 235V233H38V231L39 232H41L40 233V235H39V237H38V239L39 240H41L42 239V241H39V240H36V242H38V243H36V245H35V247H33L34 249H32L30 246L31 245H33V243L30 245L28 242H31V241H28V239L26 240V242L29 244V246L28 247H30V249H29V251L32 249V251H31V253H30V256H32V257H34L35 255H33V250L35 251V253H37V255L35 256L36 258H39V260L38 259H36V258H32L33 259V262H32V260L28 257V253L27 252H29L28 250H27V247H24V248H22V251H26V254H25V252H22L23 253V256H20V255H22L21 253H20V257H18V259H20L21 257L23 258H21V260L23 261V263H20L19 262V260H11V258H10V255H12V254H16V252H15V249H14V247H12L13 245H14V242H15V240L14 239H12L13 238V236H15L12 232H8V229H9V225L7 226V223H10V222H8V221H10V220H12L11 218L14 216V217H23V216H26L27 217V215H31L32 213L30 212V211H32V210H38L37 212H40V213H38V215L39 214H41V212H43V211H45L46 213H50V212H54V213H51V214H53V215H56L57 213H60L61 211H66L67 213H68V217L70 216V217H72V218H68L67 217V223H66V228L65 229H69V228H71L72 226H73V228H75V229H72V231H71V233H73V234H71L72 236L74 235V237H76V239L78 240V242L76 241V239L74 240V242H73V244L75 243H79L78 245H76L75 246V244L73 245L72 243H71V245H72V247L73 246H75V247H71V245H68V246H65L66 248V250H67V252L68 253H66L65 254V257H67V259H65V261L64 262H68L69 261V263L70 264H80L81 262V264H85V262H86V264H100L101 263V261H99L100 260V258H99V254L101 253V252H104L107 256H105V258H106V260H108V258L110 259V260H108V263H107V261H106V263L107 264H117L118 262L117 261H119V263H121V261H120V256L123 254V252H121L120 253V251H124V254L127 252H129V248H128V246L130 247L131 246V240H130V242H128L129 241V239H131V235H129L128 233H127V235H126V233L123 235V237L124 236H128V238L127 237H125V239L122 237V233L119 231V233H120V236H121V238H120V236L118 237V230H116V228H118L119 229V227H118V223L116 222V219H118L119 220V218H118V216H115V211H116V213L118 214L121 210L119 209V208H121V206H122V204H120L121 206H119V203L121 202V200L120 201H118V203L116 202L118 199H122L124 196H129L128 197V201H126L127 203H130L131 202V200L133 199L134 201H132V202H134V204L135 205H137V203H140L138 206H139V208L141 207L140 205H141V203L142 202H144V201H142V200H144L145 199V201H147L148 202V200H147V194L148 193H144L143 191H144V189H146V188H148L145 184H149L148 182L147 183H141L140 184V181L142 180V173H143V175H144V171H142L143 169V167H144V165H142V164H145V162L144 163H139L138 162V160H140V159H142L143 160V156H146L147 158H148V155L146 154V152L147 153H149V151H147L146 150V148L145 147H142V148H140V151L138 150V152H141V151H143V152H141V153H143V154H141V155H139L138 153H136L137 154V159L138 160H136V163H130V162H128L129 163V165H128V163H127V160L128 159H124V155H126V154H123L122 156H120V158L118 157V162L121 164V162H126L127 163V165H128V168H126V166L127 165H125V166H123L122 164H125L124 162L119 166V167H115L114 169L117 171L118 170V168L120 169V167L122 168V170L120 169V170H118V172H115L114 171V169H113V171L115 172V173H119L121 176H122V174L124 173V172H126L125 174H123L124 175V178H123V176L120 178V176L118 175H116L115 173H114V176H115V178L116 177H118V178H116L115 180H114V176H113V173H112V171H109V170H111V167L109 168L108 167V165L106 166V165H104L103 163L105 162H110L109 160H106V161H104V162H102L103 160H105V159H109L108 157H111V158H113V156H112V154H111V152H109L110 150H109V148H108V144H106V145H104L106 142H104V144L102 143L101 144V148H102V150L101 151H104V152H102L101 153V151L99 150L100 148H97V146H99V144L97 145V143H96V145L94 146V144L92 145V142H91V147H89L88 149H85L83 146H85L86 144H90V143H88L86 140V138H83L84 137V135L82 134V133H80L79 131H77L78 133L76 134V135H74V138H78L77 137V135L79 134L80 135V137L77 139V140H75V143L78 145V148H80L81 146V148H83V149H79L80 151H76V150H73V149H71V148H73L74 146H76V145H72L71 146V151H70V149H69V151L67 150V152H66V154H61V152H60V150H59V147H61V146H64V145H66L67 144V146L69 145L68 143L70 142V140L72 141L73 139H71L72 137V129H70L69 131L68 130H66L67 129V127H64L63 129H65L66 131H68L67 132V134H65L66 132H65V130H62L61 129V131H63V134L62 133H58L57 134V136L59 135V136H61V135H64V136H62V137H56V138H58V139H56V141H58L57 143L56 142H54L55 144V148H57V146H59L57 149H54L53 151H50L49 150V152L44 156V155H42V156H40L38 153H37V151H35V154L33 153L34 152V150H36V149H34L33 147H35V146H33V145H35V140L34 139H31V138H28V137H26L27 138V141H24V143H25V145L23 144V141H21V138H22V140H25L26 138H24L25 136H22L24 133H19V132H17V134H18V137H17V134H14V136L16 137V139L13 137V139H15V141L14 140H12V142L13 143H11L12 145L10 146V145H8V141H6V134L8 133L7 131H13V129L15 130V128L16 129H18L19 128V125L18 124H21L20 126H22L25 122V116L24 115H28L29 113H28V111L30 112V113H32V112H36L37 110L39 111V109H42V111L44 112V115H42L43 114V112H41V115L44 117V116H46V117H48V115H50V112L47 110V109H49L51 106H53L54 105V103L55 104H57L56 102H57V100H54L53 99V93L51 92V91H49V90H46V89H36L35 91H34V94L32 93V96H29V97H27V96H25L21 91H19L18 89L16 90V88H13V87H10L7 83H3L2 84ZM96 83V84H95ZM8 86H7V85ZM67 84V85H66ZM95 84V85H94ZM108 84V83H107ZM66 85V86H65ZM100 85H101V87H100ZM62 86V87H63ZM85 86V87H84ZM10 87V88H9ZM69 87V88H68ZM87 87V88H86ZM97 87H99V88H97ZM104 87V88H103ZM13 88V89H12ZM91 90H90V89ZM70 89V90H71ZM98 89H102V91L103 92H100L101 90H98ZM69 90V91H70ZM44 91H46V92H44ZM47 91H49V92H47ZM76 91V90H75ZM49 93H51V94H53L52 96H51V94H49ZM34 95V96H33ZM36 95V96H35ZM112 95V94H111ZM113 96V95H112ZM112 96H108L109 97V99L107 98H105L106 100H108L109 102H111V101H114V98L112 97ZM31 97V98H30ZM54 97H55V95H54ZM45 98V99H44ZM36 99V100H35ZM39 99V100H38ZM41 99V100H40ZM44 99V100H43ZM49 100V101H48ZM111 100V101H110ZM39 101V102H38ZM49 102V103H48ZM59 103V102H58ZM112 103H115V101L114 102H112ZM31 106H30V105ZM36 104L38 105L39 104V107L38 106H36ZM49 104H50V106H49ZM24 105V106H23ZM35 105V106H34ZM42 106H44V107H42ZM48 106V107H47ZM28 107V108H27ZM34 109H36V111L34 110ZM131 109H132V107H130V109H129V107L127 108V110L126 109H124L123 111H122V109L120 110L119 109V112H121V115H122V118L123 117H125V118H128V116H126V115H128L129 114V116L131 117V114H132V116H134V117H136V116H141L140 115V110H138V108L137 107H135L134 108V106H133V109L134 110H132L131 111ZM136 109V110H135ZM126 110V112L127 111H129L128 113H126V115H124L123 116V114L125 113L124 111ZM21 111H23L22 113H21ZM24 111H25V113H24ZM37 111V112H38ZM41 111V110H40ZM48 112V113H47ZM117 113L115 116L114 115H111L112 117H113V120L112 121H118L117 119L119 118L120 120H121V117H120V113ZM133 112V113H132ZM28 113V114H27ZM136 113H137V115H136ZM23 116H22V115ZM22 118H24V119H22ZM110 116V117H111ZM119 116V117H118ZM138 116V117H139ZM117 117V118H116ZM129 117V119H131ZM134 117H132V118H134ZM138 117H136V118H138ZM20 119V120H19ZM49 120L48 121H50L48 124L49 125H51L52 124V121H51V117H49L48 118ZM144 119V118H143ZM148 119V118H147ZM147 119H144L145 121H147ZM18 120V121H17ZM21 120H22V122H23V124H22V122H21ZM12 121V122H11ZM15 121V122H14ZM21 123H20V122ZM48 121H46V122H48ZM138 121H140V120H138ZM149 121V122H148ZM148 123L151 125L150 127L151 128H149V130L150 131H154V129H157L159 126H161L160 124V122H156V121H153L152 120V122L150 123V120L148 119ZM7 122H10V123H7ZM43 122H45V121H43ZM141 122V121H140ZM145 123L144 121L142 122V123H144L143 125H142V129H143V127H144V125H148V123ZM12 123H13V127H12ZM16 123H17V125H16ZM8 125H9V127H8ZM156 127H155V126ZM2 126V127H1ZM152 126H154L153 128H152ZM6 127V128H5ZM148 127H149V125H148ZM4 128V130L6 131H4L6 134H4L3 133V131H2V129ZM13 128V129H12ZM62 128V127H61ZM146 129H147V127H145ZM144 128V129H145ZM10 129V130H9ZM20 129V128H19ZM141 128H140V130H142ZM153 129V130H152ZM61 131H58V132H61ZM15 132V131H14ZM65 132V133H64ZM16 133V132H15ZM102 133H104L105 134V132H103L102 131ZM4 134V135H3ZM2 135L3 136H5L4 138L2 137ZM19 135H21V137L19 136ZM30 134L28 133L26 136H29ZM66 135V136H65ZM70 135V136H69ZM31 136V135H30ZM67 136H69V138L67 137ZM81 137L83 138L82 140H81ZM19 138H20V141L22 142H20L19 141ZM24 138V139H23ZM62 138V139H61ZM68 140H67V139ZM28 139H29V141H28ZM61 139V140H60ZM65 139H66V141H65ZM80 139V140H79ZM86 139V140H85ZM79 140V144L77 143V141ZM32 141V142H31ZM34 141V142H33ZM65 141V142H64ZM15 142V143H14ZM18 142H20V144L18 143ZM28 142H29V145H28ZM30 142H31V144H30ZM73 142V141H72ZM71 142V143H72ZM18 143V144H17ZM62 143V144H61ZM15 144V145H14ZM17 144V145H16ZM59 144H61V145H59ZM83 144V145H82ZM13 145H14V147H13ZM19 145V146H18ZM23 145V146H22ZM71 145V144H70ZM7 146H10V147H7ZM20 147V148H18V150L16 149V147ZM22 146V147H21ZM28 148H26V147ZM80 146V147H79ZM143 146V145H142ZM6 148V150H5V152L3 151V149L2 148ZM24 147V149H21V148H23ZM94 147H96V148H94ZM31 148V149H30ZM104 148V149H103ZM108 149V152L106 151L107 149ZM10 149V150H9ZM11 149H13L12 151H13V155H12V152H11ZM32 149H34V150H32ZM75 149V148H74ZM77 149V148H76ZM142 149H145V150H142ZM15 150H17V151H15ZM22 150L24 151V152H22ZM28 150V151H27ZM33 151L32 153L31 152H29V151ZM59 150V151H58ZM72 150H73V152H72ZM85 150H88V151H85ZM97 152H96V151ZM99 150V151H98ZM7 151H9V153L7 152ZM21 151V152H20ZM82 151V153H80ZM27 152H29V153H27ZM57 152V153H56ZM58 152H59V154H58ZM84 152V153H83ZM88 152H90V153H88ZM94 152V153H93ZM105 152H107L109 155H111V156H109L108 155V157H107V154L105 153ZM3 153V154H2ZM4 153H5V155L6 156H4ZM11 153V154H10ZM14 153H15V155H14ZM21 153V154H20ZM51 153V154H50ZM72 153V155H70ZM103 153H105V154H103ZM25 154V155H24ZM27 154V155H26ZM31 154V157L29 156ZM145 154V155H144ZM9 155V156H8ZM12 155V156H11ZM19 155V156H18ZM21 155V156H20ZM35 156V158L37 159H35V158H33L34 156ZM37 155L39 156V157H37ZM70 155V156H69ZM8 156V157H7ZM11 156V157H10ZM23 156V157H22ZM27 156V157H26ZM33 156V157H32ZM57 156V157H56ZM60 156V157H59ZM68 156V157H67ZM138 156H139V158H138ZM17 159H15V158ZM25 157V158H24ZM45 157V158H44ZM56 159H55V158ZM103 157H104V159H103ZM146 157H144V160L146 161V160H149V161H146V163L148 162V164L149 165H151V163L153 164V162H150L151 160V158H148V159H146ZM150 157V156H149ZM157 157V161H160V157L161 156H156ZM8 158H9V160H8ZM10 158H12V159H10ZM33 158V159H32ZM44 158V159H43ZM125 158H127L126 156H125ZM101 159V160H100ZM124 159V160H123ZM5 160H7L6 162H5ZM16 160V161H15ZM19 160V161H18ZM41 160V161H40ZM61 160V161H60ZM98 161L99 162V164L101 165V163H102V167L98 164V162H96V161ZM121 160V161H120ZM126 160V161H125ZM143 160V161H144ZM2 161V162H1ZM23 161V162H22ZM25 161V162H24ZM26 161H28V162H26ZM30 161V162H29ZM93 161H95V163L93 162ZM101 161V162H100ZM143 161H140V162H143ZM164 161L165 160H163L162 161V157H161V164H163L164 163ZM10 162V163H9ZM16 162V163H15ZM20 164H18V163ZM22 162V163H21ZM47 162H49V163H47ZM52 162V163H51ZM89 163V162H91V164H93L92 166H94L95 164L97 165H99L101 168H104L105 166L107 167L106 169H109L108 171V175H110L111 173V175L113 176L112 177V183L111 182H109L108 183V187L106 188V190L107 189H113L114 187H115V190H116V187H117V189H118V193L116 192V194H115V192L113 193V194H115L114 196H113V198L112 199H114V197H116V195H119V196H121L120 198H119V196L118 197H116V198H118L116 201H115V199H114V201H115V203H113L114 205L113 206H115V205H117V206H119V208L118 207H116L117 208V210L119 209V211H117L116 210V208H112V210L113 209H115V211L113 212V211H111V210H109V208H106V205L108 206V205H110V207L112 206V204L110 203V204H107L106 202H108V200L106 199V202H104V201H101L100 200V198L101 197H99V198H96L95 197V200L97 199H99L100 201V203L102 202H104V206L103 205H100V203H99V205H96V204H98V203H95L94 202V198H93V196L92 197H90V196H88L89 198H93L92 200H91V202L89 203L88 201H90V200H86L87 198H85V197H87L86 196V191L84 190L85 189V187H87V186H85V187H83L84 185H87L88 184V186H90V184L91 183H85L86 181H85V179L87 180V182H91L92 180L94 181V177L92 178V176H91V181H90V178H88L89 176H87V177H85V179H84V182L80 179V176H78L79 175V170L77 171V169L75 170V168H74V166H76V164H77V168L79 167L78 165H81V163ZM107 162V163H108ZM235 162V163H234ZM234 169H233V167L231 168V170L229 171V183H228V187H227V189H225L226 187H224V189L222 188L220 191L221 192H223L224 194L225 193H227V195H224L223 193H220V197L219 198H221V201H220V199L218 198V196H217V198H216V194H214V191L212 190V193L214 194V196H213V194H212V198H211V190H209V189H207V188H205L206 189V194L208 193L209 194V196H208V194H207V196L205 195V198H204V201H203V206L205 205L206 206V208H208V207H210V210L208 211L207 210V212H206V209L204 210L206 213H204V211H201L200 209L203 207V206H199L200 208H198L197 210H198V213H199V211H200V213H199V215H200V217H204V215H210V214H212V215H214V217L212 216V218H210V217H206L205 216V218H203L202 219V222H203V220L206 222L208 219L207 218H210V219H213V218H217L218 220H215L216 221V223H215V221H214V219L211 221L210 219L208 220V222H206V224H204V222L202 223V225L203 226H198V228L200 229V230H196L197 232H202V234H201V236H200V238H201V245H199L200 243H198V246H196V248L198 249V248H201V247H203L204 246V248H203V250H200V249H198L199 250V252L197 251V249H196V252H197V254H198V257L201 259L202 258V256H205L204 254H203V252H204V249H205V251H207V256L208 255H210L209 257H204V258H202V259H205V260H207V262H208V260H210V262H212L213 260L215 261V259H217L216 261H215V263L214 264H217L218 262H219V264H228V262H229V264H256V263H254L255 261H258L257 262V264H264V239H262V242H260L259 243V240L257 241L256 240V238H255V240L257 241V243H259L260 245H257V247H256V244L254 243V242H256V241H252V239H249L250 237L251 238H253L252 237V235L254 234H252L250 237L247 235V233L249 234V232L248 231H245V229L247 230V227L244 225V224H242L243 222H244V220H242L241 218H243V217H241V214H242V210L244 209V207L242 208V206H246V204H248L249 203V205H247L246 206V208H250L252 205V207L254 208L255 206H258L257 204V202H256V200H258V199H256L255 200V198H258L257 196H259V195H257L256 196V194L258 193V194H261V193H259V191L258 192H253V191H255V190H257L258 188H256L255 190H252V189H250L249 188V190H246L247 192L246 193H244L243 192V190L242 189H239V188H241V185L239 186V184H241L240 182V177L238 176V172H237V170L239 171V166H238V164L235 166V164L237 163V159H234ZM8 163V165L9 166H7L6 164ZM34 163V164H33ZM35 163H40L39 165L37 164V166H35L36 164ZM139 163V164H138ZM4 164V165H3ZM45 164V165H44ZM131 164H133L131 167H130V165ZM134 164H138V165H136L134 168L136 169V170H133L134 168H133V166H134ZM165 164L168 166V163H164L163 165V168H165V171H168V173H170V171H172L173 169H172V167L173 166H175V164L171 167V165L170 166H168V169H167V167H165ZM6 165V166H5ZM32 165L33 166H35V167H32ZM42 165V166H41ZM51 165V167H49ZM82 165H84V164H82ZM140 165V166H139ZM181 165V164H180ZM179 165V166H180ZM54 166V167H53ZM141 167V166H143V167H141V175L139 176V174H140V172H138V173H136L137 171H139V170H137L139 167ZM160 166V165H159ZM162 166V165H161ZM178 165H176V167H177ZM179 166L176 168H174V169H178L179 170ZM97 167V166H96ZM99 167V168H100ZM123 167H124V169H123ZM131 168V170H130V168ZM147 167V166H146ZM172 169H170V168ZM181 167V166H180ZM7 168H8V170H7ZM38 168V169H37ZM100 168V170L99 171H97V173L95 174L98 178L100 177V175H102V170L103 169H101ZM152 168H154L153 166H152ZM5 169V170H4ZM40 169V170H39ZM43 169V170H42ZM105 169V170H106ZM167 169V170H166ZM181 169H182V167H181ZM233 169V170H232ZM255 169H257V171L255 170ZM255 171L256 172H260L262 169H259V167L258 168H256V166H255ZM258 169L260 170V171H258ZM38 170V171H37ZM48 172V173H46V171ZM52 170V171H51ZM63 170V171H62ZM105 170H103L104 172H105ZM176 170H173V171H175V172H172V173H174V174H177L178 176H180L179 174H182L183 173V169L182 170H179V172L180 171H182V172H178L177 173V171ZM235 170V171H234ZM40 171V172H39ZM42 171H44L43 173H42ZM51 171V172H50ZM71 171H73V172H71ZM77 171V172H76ZM123 171V172H122ZM130 172V174H129V172ZM134 171V172H133ZM250 171V170H249ZM248 171V172H249ZM251 171H253V169H251ZM36 172H38L37 174H36ZM54 172V173H53ZM58 172V173H57ZM61 172V173H60ZM63 172V173H62ZM69 172V173H68ZM98 172H102L101 174L100 173H98ZM106 172H107V170H106ZM262 172V171H261ZM7 173V174H6ZM13 175H12V174ZM46 173V174H45ZM52 173H53V175H61V176H63V177H67L69 180L67 181V182H65V183H63V184H58V185H52L46 178H48V176H52ZM68 173V174H67ZM136 173V174H135ZM146 173V172H145ZM171 173V174H172ZM11 174V175H10ZM36 175L35 177H33L34 175ZM39 174V175H38ZM99 174V175H98ZM131 174H133V175H131ZM174 174H172V175H174ZM233 174V175H232ZM235 174V175H234ZM237 174V175H236ZM251 174V173H250ZM44 175V177H42ZM71 175V176H70ZM95 175H93V176H95ZM125 175H126V177H125ZM138 175V176H137ZM177 175H175V177H177ZM5 176H7V178L5 177ZM8 176H10V177H8ZM15 177V178H12V177ZM40 176V177H39ZM60 176V177H61ZM96 176H95V178H96ZM129 176V177H128ZM135 176V177H134ZM146 175H144V177H145ZM33 177V178H32ZM137 177H139L138 178V181L136 180V178ZM143 177V178H144ZM171 177V178H170ZM174 176H169L168 178H170V180L172 179V181H170L169 182V184L171 185H169V187H172L173 185L171 184V183H174V186L175 187H178L179 188V185L181 184V182L179 181H177V179H180V177H178L177 179H175V178H173ZM232 177V178H231ZM36 178V179H35ZM75 178H77V179H79L78 181H77V179H75ZM120 178V182H118L119 179ZM235 178V179H234ZM34 179V180H33ZM121 179H123L122 181H121ZM125 179V180H124ZM135 179V180H134ZM1 180H3V181H1ZM5 180H7V182L5 181ZM89 180V181H88ZM116 180H118L117 182L118 183H121L120 184V186L118 185V183L116 182ZM127 180H128V182H127ZM140 180V181H139ZM175 180V181H174ZM233 180V181H232ZM238 181V182H236V181ZM34 181V182H33ZM37 181V182H36ZM82 182V185H81V183H78V182ZM115 181V183H117L116 185H114L115 183H113ZM135 181V182H134ZM178 183H177V182ZM1 182H3V183H1ZM4 182H5V184H4ZM13 182V183H12ZM76 182H77V184H76ZM125 182H126V184H125ZM130 182H131V184H130ZM134 182V183H133ZM136 182H139V184L138 183H136ZM175 182L177 183V185L175 184ZM236 182V183H235ZM250 183H252L251 181H249ZM45 183V184H44ZM128 183L130 184V185H128ZM180 183V184H179ZM54 184V183H53ZM110 184H112L114 187H112V185L110 186ZM135 184V185H134ZM138 184V185H137ZM232 184V185H231ZM236 184H237V186H236ZM4 185V186H3ZM43 185H44V187H43ZM71 185V186H70ZM79 185V186H78ZM91 185H94V182L91 184ZM122 185H124V188L126 187L125 185H127V188L129 187V189H131V190H128V189H126L127 190V192H132V194H133V197L131 198V193H126V192H124V188H122ZM135 187L136 185H137V187H133V186ZM140 185V186H139ZM143 185H145V186H143ZM251 184H249V186H250ZM7 186V187H6ZM8 186H10V187H8ZM47 187V189H46V187ZM63 186V187H62ZM75 186V190H73L74 187ZM110 186V187H109ZM143 186V187H142ZM233 186V187H232ZM252 186V185H251ZM250 186V187H251ZM49 187H52V188H49ZM68 187V188H67ZM76 187H78V188H76ZM79 187H82V188H79ZM120 187L122 188V190L120 191ZM139 187L141 188L140 189V191H137L138 189H139ZM175 187H173L174 189H172V188H170V192L173 194V190H175V189H178V188H175ZM5 188H6V190H5ZM54 188H56V192L53 190ZM62 188V189H61ZM132 188L133 189H135L134 190V193H133V190H132ZM136 188H138L137 190H136ZM144 188V189H143ZM80 191H79V190ZM82 189L85 191H82ZM109 189V190H110ZM112 189H111V191H112ZM180 189V188H179ZM233 189V190H232ZM52 191V192H50V191ZM60 190V191H59ZM114 189H113V191H115ZM222 190H224V191H222ZM232 190V191H231ZM250 190H252V191H250ZM259 190V189H258ZM50 193H49V192ZM54 191V192H53ZM65 191V192H64ZM85 194H83L82 192ZM135 191H136V194L137 193H139V194H141L142 193V197H143V195H144V197H145V194H146V197L144 198V199H140V196L141 195H139V194H137V197H136V194H135ZM177 191V190H176ZM176 191H174L175 192V196H173V199H170V192L168 193V198L171 200V201H173V202H171L170 200H167L168 198H166V197H163L162 199L161 198H159L160 200H167L168 202H166V200L163 202V203H161V206L162 207H160V211H161V209L164 207L165 208V206H170L168 209L167 208H165L166 210H169V212L170 213H172L173 212V214L172 215H169L170 213L168 212V213H166L165 214V216H167V215H169V216H167V217H165L164 219H168L167 221H166V223H164V226H165V230H167L168 229V225H170V229L171 230H174V231H172L171 233H169L168 234V232H170V230L169 231H165V234L167 235L166 236V241L167 240H169L170 238L169 237H175L173 240L172 239H170V241L168 242V244L166 243V246L168 247V249L167 250H172V249H179L180 248V246L178 245L179 244V242L181 243V237H183V236H181V230L179 229V227L178 226H180V228L181 227H183V216H182V214H183V212H182V210L184 211V206H182L181 208L180 207H178V205H180L181 203V198L179 197V194L177 195V193L178 192H176ZM236 191H237V193H236ZM249 191V192H248ZM146 192V191H145ZM261 192V191H260ZM3 193H5V195L3 196ZM7 193H8V195H7ZM48 193V194H47ZM59 193H61V194H59ZM64 193V194H63ZM120 193H124V195H122V194H120ZM127 195H126V194ZM144 193V194H143ZM54 194V195H53ZM221 194H223V196L221 195ZM231 194H233V196L231 195ZM249 194L250 195H252V196H250L249 197ZM253 194H255V198H254V195ZM11 196V198H12V200L10 199H8V197L7 196ZM55 195H57V196H55ZM60 195V196H59ZM131 195V196H130ZM238 195H240V196H238ZM241 195H242V199H240L239 200V198H241ZM244 195V196H243ZM19 196V197H18ZM43 196V197H42ZM48 196V197H47ZM134 196L136 197V198H134ZM139 196V197H138ZM225 196V197H224ZM230 196L232 197V198H234L235 199V204L234 203H232V198L230 199ZM235 196L237 197V199L235 198ZM42 197V198H41ZM44 197H46V198H44ZM141 197V198H142ZM172 197V196H171ZM175 197V198H174ZM224 197V198H223ZM253 198V200H255V202L253 201V203H252V198ZM10 198V197H9ZM27 198V199H26ZM29 198V199H28ZM39 199V201L38 200H36L35 201V199ZM47 199L48 201H46V202H48V203H46L45 202V200L44 199ZM49 198H50V200H49ZM88 198V199H89ZM102 198H104L103 196H102ZM129 198H131V200L129 199ZM137 198H138V202H137ZM149 198V197H148ZM165 198V199H164ZM212 199L211 201H212V203H211V201H209L210 199ZM215 198H216V200L217 201H220V202H218L217 203V201H215ZM228 198V199H227ZM248 198H250V199H248ZM19 199H20V203H19V205H18V202H19ZM32 199H33V201H32ZM40 199H41V201H40ZM176 199H178L179 200V202H178V200H176ZM209 199V200H208ZM226 199V201L227 200H229V201H227V203H226V201H224ZM234 199H233V202H234ZM247 199V200H246ZM15 200V201H14ZM26 200H28V201H26ZM103 200V199H102ZM110 200H111V197H110ZM176 200V201H175ZM214 200V201H213ZM246 203H244L243 201ZM11 201H13V203H11ZM29 201H30V203H29ZM113 201V202H114ZM130 201V202H129ZM177 203H179V204H176L175 202ZM206 201V202H205ZM225 203H223V202ZM242 203H241V202ZM17 202V203H16ZM23 202H24V204H23ZM33 202V203H32ZM37 202V203H36ZM43 202V203H42ZM94 202V203H93ZM97 202V201H96ZM124 202L125 201H123L122 203L124 204ZM132 202H131V204H132ZM166 202V203H165ZM171 202V203H170ZM213 202H215V203H213ZM250 202H251V204H250ZM29 203V204H28ZM31 203H32V205H33V207H34V209L31 207V209H30V206H32L31 205ZM34 203H35V206H34ZM40 203V204H39ZM126 203V204H127ZM160 203V202H159ZM167 203H169L168 205H165V204H167ZM182 203L184 204V200H183V197H182ZM216 203H217V207H216ZM220 203V204H219ZM221 203H223V204H221ZM241 203V204H240ZM12 204H14V206L12 205ZM25 204H27V205H25ZM39 204V205H38ZM124 204L125 206H127V208L129 207V209H132L133 208V210H135L136 211V208L137 209H139L138 207H136L135 209H134V207L133 206H130L131 204ZM143 204H145V203H142V205ZM162 204H164V205H162ZM209 206H208V205ZM221 206H219V205ZM228 204V205H227ZM230 204V205H229ZM236 204H237V207H236ZM254 204H256V205H254ZM11 205V206H10ZM18 205V206H17ZM147 205H148V203H146V205H145V207H144V205H143V208L141 207L140 208V210H139V212L141 213V211H143L144 209H146V211H148L147 209L148 208H146L147 207ZM176 205V207L174 208V210H173V208H172V206H175ZM212 205H214V206H212ZM225 206L223 209H222V206ZM242 205V206H241ZM251 205V206H250ZM16 206V207H15ZM44 206V207H43ZM96 206L98 207V206H100L99 208V210H103V208H104V210L103 211H105V213L103 212V211H99L98 210V212H101V213H103V215L102 214H100V213H98V212H96L97 210H96ZM124 206V208H121V209H123V210H125V207ZM218 206L220 207V209H222L223 211H220V209L218 208ZM249 206V207H248ZM8 207H10V208H8ZM22 207H23V209H22ZM36 207H37V209H36ZM109 207V206H108ZM123 207V206H122ZM158 207V208H159ZM180 208V209H176V208ZM216 207V208H215ZM228 209H227V208ZM234 209H233V208ZM239 207H241V208H239ZM6 208H8V209H6ZM25 208H28V209H26L25 210ZM186 208V207H185ZM205 208V207H204ZM212 208V209H211ZM219 209V212H224V209H226L225 211L226 212H224L225 213V217L223 216V215H221V213H220V215L217 217L216 216V214L217 213H219L218 211H215L214 212V214H213V212H211V210L212 211H214L215 209ZM13 209V210H12ZM19 209V210H18ZM22 209V210H21ZM45 209V210H44ZM106 209V210H105ZM170 209H172V210H170ZM189 209H191V207H189ZM203 209V208H202ZM214 209V210H213ZM217 209V210H218ZM234 213L233 215L231 214L232 212L230 211V210ZM239 209H240V211H239ZM255 210H257V208L255 207L254 208ZM7 210H8V212H7ZM12 210V211H11ZM20 211V212H18V211ZM24 210V211H23ZM41 210V211H40ZM43 210V211H42ZM128 210V209H127ZM159 210L157 211L156 210V212L157 213H159ZM175 210H176V212H175ZM178 210H181V212L182 213H180V212H178ZM229 210V211H228ZM238 210V211H237ZM253 210V209H252ZM110 211V212H109ZM145 211V210H144ZM143 211V213H145ZM251 211V210H250ZM9 213L8 215H11L12 216V212H15L14 214H17V215H13L12 217L10 216V220H8V218L7 217H9V216H5L4 217V215H7V213ZM24 212V213H23ZM30 213V214H28V213ZM107 212V213H106ZM113 214H112V213ZM175 212V213H174ZM210 212V214H208ZM217 212V213H216ZM240 212V213H239ZM5 213V214H4ZM56 213V214H55ZM143 213H141V214H143ZM157 213H155V214H157ZM176 213L178 214V216L177 217H180L179 219H177L176 217H174L173 215H175L176 216ZM180 213V214H179ZM201 213L202 214H204L203 216H201ZM228 213V214H227ZM238 215H237V214ZM250 213H253V214H255V216H256V214H257V212L255 213V211L253 212V211H251ZM4 214V215H3ZM96 214V215H95ZM99 214V215H98ZM106 214H108L107 216H106ZM110 214V215H109ZM116 214V215H117ZM146 214H149V213H146ZM146 214H143V216L144 215H146ZM232 216H231V215ZM252 214V215H253ZM21 215V216H20ZM23 215V216H22ZM112 215V216H111ZM150 215H152L151 213L149 214V217L150 218H152L153 216H154V213H153V216H150ZM181 215V216H180ZM99 216V217H98ZM170 216L172 217V218H175V219H173L174 220V222L173 221H171L170 223H173V224H170L168 221H170V220H172V219H170L169 220V218H170ZM2 217V218H1ZM56 217H57V215H56ZM55 217V218H56ZM117 217V218H116ZM145 217V216H144ZM148 217V219H150ZM164 217V216H163ZM219 217H221L222 219H220ZM238 217H240L239 218V220L237 219ZM257 217V216H256ZM53 218H54V216H53ZM73 218H76V220L77 221H74L75 219H73ZM95 218V219H94ZM98 218V219H97ZM100 218V219H99ZM110 219V220H108V219ZM111 218H112V221H111ZM114 218H116L115 220H114ZM146 218H147V216H146ZM223 218H225L226 220V222L224 221H222L223 220ZM236 218V219H235ZM3 219V220H2ZM14 219V218H13ZM70 219H72L71 220V222L69 221ZM80 219V220H79ZM102 219V220H101ZM234 219V220H233ZM262 219H263V217H262ZM82 220V221H81ZM95 220H98L97 222H99V223H97ZM219 220H221V223H217V221H219ZM238 222H237V221ZM242 220V222H239V221H241ZM259 220H261V219H259ZM6 221V222H5ZM85 221V222H84ZM87 221V222H86ZM91 221H92V223H91ZM94 221V222H93ZM102 222V224L104 225L105 223L107 224H105L106 226H103L102 224H101V222ZM104 221V222H103ZM209 221H210V224L212 223V222H214L215 224H217L218 226H220L218 229H214V228H217L218 226L216 225V227L214 226V223H212L213 224V227L214 228H211L212 226V224L210 225L209 224ZM234 221H236V222H234ZM261 221H264V220H261ZM24 222V225H26L27 223V225L25 226V229L24 230H26L25 232H28V231H30L31 232V227H33V226H31L30 225V227L28 228V225H29V221H23ZM25 222H26V224H25ZM82 222H83V225L84 226H82L81 224H82ZM108 222L110 223V224H108ZM163 222H164V220H163ZM176 222H182L183 224H182V226L180 225L181 223H177V224H175ZM189 222H190V224H191V221L189 220ZM220 222V221H219ZM35 223V222H34ZM68 223H71V224H68ZM89 223H91V224H89ZM94 223V224H93ZM97 224V226H96V224ZM113 223H115L114 225H113ZM120 223L121 222H119V225H120ZM168 223V224H167ZM225 223H228L227 225L225 224ZM236 223H238L237 225H235L234 226V224ZM4 225V226H1V225ZM58 224V223H57ZM99 224V225H98ZM166 224V225H165ZM207 224H209V225H207ZM233 224V225H232ZM42 225V226H41ZM46 227H45V226ZM70 225L71 227H69L68 228V226ZM78 225H79V227H78ZM82 227H81V226ZM178 225V226H177ZM194 225H195V223H194ZM242 225H243V228H242ZM88 226V227H87ZM95 226H96V229L97 230H95ZM103 226V227H102ZM108 226V227H107ZM112 227V229H114L113 231H112V233L114 232V234L112 235V233L110 234V233H105V230H103V229H109V228H111ZM209 226V227H208ZM211 226V227H210ZM228 226H230V227H228ZM238 226H240V228L242 229H240V228H238ZM6 227H8V228H6ZM39 227V228H38ZM79 228V230H78V228ZM83 227H86L87 229H88V231H90V232H86L87 231V229L86 230H84V229H81V228H83ZM167 227V228H166ZM178 227V228H177ZM191 227V226H190ZM197 227V226H196ZM195 227V228H196ZM226 227H228V228H226ZM233 229H232V228ZM237 229H236V228ZM244 227H246V228H244ZM2 228H3V230H2ZM45 228V229H44ZM93 229L94 231H91V229ZM205 228V229H204ZM208 228H210V229H208ZM224 228H225V230H224ZM77 229V230H76ZM100 229V230H99ZM101 229L103 230V231H101ZM176 229H178L177 231H179V232H176ZM181 229H183V228H181ZM214 231H213V230ZM231 229V230H230ZM244 229V230H243ZM28 230V231H27ZM63 230V229H62ZM83 230H84V232H83ZM101 231L100 233H99V231ZM209 230H211V232L209 231ZM227 230V231H226ZM249 230V229H248ZM9 231H11V230H9ZM32 231H33V228H32ZM74 231L76 232V233H74ZM79 231H80V233H79ZM97 231H98V233H97ZM193 231H195L194 229H193ZM192 231V232H193ZM213 231V232H212ZM229 231V232H228ZM245 231V232H244ZM29 232V233H30ZM34 232V231H33ZM46 234H45V233ZM82 232V233H81ZM93 232H96L95 234L93 233ZM104 232V233H103ZM167 232V233H166ZM175 232V233H174ZM196 232V233H197ZM9 233H11L12 234V236L11 235H9ZM78 233V234H77ZM101 233H103V235L101 234ZM117 233V234H116ZM229 235H228V234ZM245 235H244V234ZM251 233V232H250ZM93 234V235H92ZM212 234V235H211ZM240 234V235H239ZM8 235V236H7ZM80 235V236H79ZM83 235V236H82ZM92 235V236H91ZM100 237H99V236ZM110 235V236H109ZM115 235H117V236H115ZM220 235H221V237H220ZM248 236V238H247V236ZM3 236V237H2ZM90 236V237H89ZM94 236V237H93ZM105 236L107 237V238H105ZM169 236V237H168ZM205 237L206 236V240H203L202 239V237ZM208 236V237H207ZM238 236H240V237H238ZM246 236V237H245ZM254 236V235H253ZM7 237H9V238H7ZM40 237H42V238H40ZM45 237V238H44ZM81 237V238H80ZM85 237V239H83V238ZM97 237V238H96ZM102 237H103V239H102ZM176 237H178V240H177V238ZM180 237V238H179ZM203 237V238H204ZM213 237V238H212ZM219 237H220V239H219ZM225 237V238H224ZM233 237H234V239H233ZM244 237V238H243ZM10 238L13 240V241H11L10 240ZM15 238V237H14ZM88 238H89V240H88ZM93 238V239H92ZM95 238V239H94ZM113 238H115V239H113ZM120 238V239H119ZM126 238H127V240H126ZM214 238H217L216 240L214 239ZM223 238V239H222ZM246 238V239H245ZM262 238H264V237H262ZM74 239V238H73ZM72 239V240H73ZM102 239V240H101ZM222 239V241H220ZM226 239V240H225ZM237 239V240H236ZM239 239H241V240H239ZM254 239V238H253ZM12 242V244H11V242ZM24 240V239H23ZM30 240H31V238H30ZM106 240V241H105ZM111 240V241H110ZM120 240H121V243H120ZM174 240H175V242L176 241H179V242H177V243H175L176 245H174ZM213 240V241H212ZM218 240V241H217ZM240 242H239V241ZM242 240H243V242H242ZM251 240V241H250ZM7 241V242H6ZM8 241H9V244H8ZM25 241V240H24ZM83 241H86V242H83ZM91 241V242H90ZM107 241H109V243H110V245L112 246H110L109 245V243L107 242ZM113 241V242H112ZM119 241V242H118ZM123 241V242H122ZM210 241V242H209ZM220 241V242H219ZM226 241V242H225ZM250 241V242H249ZM93 242V243H92ZM96 242V243H95ZM99 242V243H98ZM128 242V243H127ZM215 244H213V243ZM239 243V245H238V243ZM24 244H25V242H23ZM22 243V244H23ZM70 243V242H69ZM81 243V244H80ZM86 243H88V244H86ZM102 243V244H101ZM114 243V244H113ZM115 243H117V244H119V245H117V244H115ZM125 243L127 244L126 245V249L124 248L125 246ZM130 243V244H129ZM204 243V244H203ZM208 243H209V246H208ZM219 243V244H218ZM225 243V244H224ZM232 243V244H231ZM242 243V244H241ZM247 243V244H246ZM263 245H262V244ZM8 244V245H7ZM21 244V245H22ZM43 246H42V245ZM100 244V245H99ZM121 244V245H120ZM129 244V245H128ZM184 244H185V242H184ZM205 244H207V245H205ZM230 244V245H229ZM237 246H236V245ZM255 244V245H254ZM12 245V246H11ZM25 245H27V244H25ZM24 245V246H25ZM40 247H39V246ZM81 245H83L82 247H81ZM85 245H87V246H85ZM94 245L96 246L97 245V248L96 247H94ZM170 245H173V247H175V248H171V249H169V246ZM183 245V244H182ZM203 245V246H202ZM221 247H220V246ZM227 245L229 246V249H228V247H227ZM233 245V246H232ZM241 245H244V246H241ZM248 245H249V247H248ZM252 245V246H251ZM3 246V247H2ZM4 246H5V248H4ZM9 246V247H8ZM36 246H38V247H36ZM41 246H42V248H41ZM80 246V249L79 248H77V247H79ZM120 246V247H119ZM177 246V247H176ZM187 246H188V244L186 243V245H184V246H182L183 247V252L186 250V248H187ZM207 246H208V250H207ZM213 246H216V248L214 247V248H212ZM219 246V248H217ZM226 246V247H225ZM253 246L255 247V248H253ZM123 247V248H122ZM162 247V246H161ZM181 247V248H182ZM184 247H185V249H184ZM238 247V248H237ZM244 247V248H243ZM260 247V248H259ZM262 247H263V249H262ZM7 248V249H6ZM37 248V249H36ZM38 248H40L39 249V251H38ZM71 248V249H70ZM95 248V249H94ZM101 248V249H100ZM113 248V249H112ZM115 248V249H114ZM165 248V247H164ZM163 248V249H164ZM188 248H189V246H188ZM224 248V249H223ZM243 248V249H242ZM258 248V249H257ZM10 249V250H9ZM14 251H13V250ZM23 249H25V250H23ZM69 249V250H68ZM111 249V250H110ZM117 249H123V250H117ZM146 249L147 250H149V248H147L146 247ZM163 249H160V255H162V251L161 250H163ZM213 249V250H212ZM219 249V250H218ZM221 249H222V251H221ZM233 249V250H232ZM240 249H242L241 251H243V252H239L240 251ZM253 249V250H252ZM262 249V250H261ZM41 250V251H40ZM66 250H64L63 251V254L65 253V251ZM76 250V251H75ZM95 250V251H94ZM108 250V251H107ZM115 250V251H114ZM126 250V251H125ZM174 250H172L171 252L170 251H166L165 249L163 250V251H166V253H165V257L164 258H162V260H163V262L164 261H166V262H164V264H167V261H170V262H168L169 264L171 263V260L172 261H174V259H179V257H174V255L172 256V255H169V254H174V253H176V255L178 256H182V250L181 249H179V250H181V251H179V250H176V251H174ZM211 250V251H210ZM225 250H226V252H225ZM229 250V251H228ZM239 252V254L236 252ZM246 250V251H245ZM247 250H248V252H247ZM259 250V252L261 251L262 252V254H259L258 252H256V251H258ZM10 251V252H9ZM89 252V253H86V252ZM100 251V252H99ZM116 251H118V252H116ZM156 251V250H155ZM155 251H153L152 250V252H151V248H150V251L148 252L149 254L151 253V254H154V252ZM174 251V253H172ZM200 251H203L202 253L200 252ZM209 251V252H208ZM251 251H254L253 253V255L251 254V255H247V253L248 254H250V252ZM40 252H43V254L42 253H40ZM110 252V253H109ZM114 254H113V253ZM146 252V251H145ZM169 252V253H168ZM179 252H181V254L179 253ZM188 251H186V252H184L185 254L187 253ZM196 252H195V254H196ZM222 252H224V253H221ZM245 252V253H244ZM260 252V253H261ZM11 253V254H10ZM19 253V252H18ZM53 253V254H52ZM104 253H102L101 255H104ZM119 253V254H118ZM126 253V254H127ZM147 253V252H146ZM159 253V252H158ZM179 253V254H178ZM183 253V254H184ZM189 253V252H188ZM201 253V254H200ZM210 253V254H209ZM212 253V254H211ZM229 253V254H228ZM232 253V254H231ZM241 253V254H240ZM252 253V252H251ZM3 254V255H2ZM6 254H8V256H6ZM25 254V255H24ZM32 254V255H31ZM55 254V256L57 255V257L55 258V259H57L56 261H55V259H54V255ZM86 256H85V255ZM89 254V255H88ZM109 254V255H108ZM185 254H184V256L183 257H180V259L179 260H181L182 258H186V259H183V261H184V263L185 264H189L188 262H190V263H192V264H194V259L193 260H191V261H188L187 260V257H188V255H186L185 256ZM203 254V255H202ZM216 254V255H215ZM238 254V255H237ZM257 254V255H256ZM46 255V256H45ZM62 255V254H61ZM60 255V256H61ZM68 255V256H67ZM94 255V256H93ZM164 255V254H163ZM162 255V256H163ZM167 255H169V258H170V256L173 258L174 257V259H168V257H167ZM201 257H200V256ZM211 255H212V257H213V255H215V257L214 258H212L211 257ZM224 255V256H223ZM226 255V256H225ZM231 257H230V256ZM236 255V256H235ZM4 258H3V257ZM26 256V257H25ZM64 256V255H63ZM63 256H61V260H62V257ZM91 256V257H90ZM109 256V257H108ZM115 256V257H114ZM118 256H119V258H118ZM221 256H223L224 257V260H223V257L221 258ZM243 256V257H242ZM249 256V257H248ZM259 256V257H258ZM263 256V257H262ZM45 257V258H44ZM48 257V258H47ZM65 257H63V260H64V258ZM90 257V258H89ZM112 257V258H111ZM198 258L197 257V255L195 256L194 255V258ZM218 257H219V260H218ZM225 257H227V258H225ZM228 257H229V259H228ZM235 257V258H234ZM236 257H237V259H236ZM241 258L242 257V259H239V258ZM245 257V258H244ZM248 257V258H247ZM253 258V260H252V258ZM261 257V259H259L258 260V258H260ZM41 258V259H40ZM92 258V259H91ZM97 258V259H96ZM99 258V259H98ZM208 258V259H207ZM210 258H212V259H210ZM231 258V259H230ZM262 258H263V261H262ZM14 259V258H13ZM45 259V260H44ZM50 259H51V261H50ZM112 259V260H111ZM168 259V260H167ZM189 259V258H188ZM190 259H192L191 257H190ZM189 259V260H190ZM200 259H197V261H195L196 263L195 264H202V262L200 261ZM236 259V260H235ZM240 261H239V260ZM244 259V260H243ZM30 260V261H29ZM35 260H38V261H35ZM61 260H59L60 262H61ZM62 260V261H63ZM96 260V261H95ZM178 260V264H180L181 263V261H179ZM196 260V259H195ZM226 260V261H225ZM231 260H232V263H230L231 262ZM16 261V262H15ZM54 261V262H53ZM56 262L55 264H61L60 262ZM100 263H99V262ZM112 261V262H111ZM218 261V262H217ZM254 261V262H253ZM261 261V262H260ZM15 262V263H14ZM26 262V263H25ZM64 262H62V264H66V263H64ZM79 262V263H78ZM114 262V263H113ZM206 261H203V264L204 263H206V264H208ZM209 262V264H212V263H210ZM217 262V263H216ZM236 262V263H235ZM263 262V263H262ZM68 263V264H69ZM118 263V264H119ZM173 264H175V263H173Z\"/></svg>", "mask_w": 264, "mask_h": 264}]
</instances>
